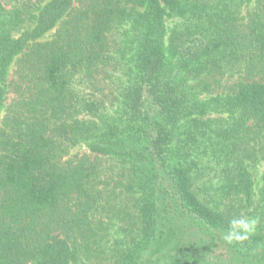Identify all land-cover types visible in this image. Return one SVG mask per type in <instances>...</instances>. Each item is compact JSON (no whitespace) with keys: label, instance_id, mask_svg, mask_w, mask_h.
Listing matches in <instances>:
<instances>
[{"label":"trees","instance_id":"trees-1","mask_svg":"<svg viewBox=\"0 0 264 264\" xmlns=\"http://www.w3.org/2000/svg\"><path fill=\"white\" fill-rule=\"evenodd\" d=\"M0 264H264V0H0Z\"/></svg>","mask_w":264,"mask_h":264},{"label":"clouds","instance_id":"clouds-1","mask_svg":"<svg viewBox=\"0 0 264 264\" xmlns=\"http://www.w3.org/2000/svg\"><path fill=\"white\" fill-rule=\"evenodd\" d=\"M260 223L259 217L240 215L228 221V228L223 235L226 243L243 244L249 241Z\"/></svg>","mask_w":264,"mask_h":264},{"label":"rangeland","instance_id":"rangeland-1","mask_svg":"<svg viewBox=\"0 0 264 264\" xmlns=\"http://www.w3.org/2000/svg\"><path fill=\"white\" fill-rule=\"evenodd\" d=\"M252 7V4L244 5L242 8L243 14L247 11V9H250Z\"/></svg>","mask_w":264,"mask_h":264}]
</instances>
